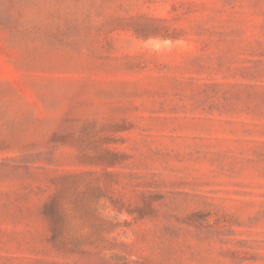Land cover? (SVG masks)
I'll return each instance as SVG.
<instances>
[{
    "label": "rangeland",
    "instance_id": "obj_1",
    "mask_svg": "<svg viewBox=\"0 0 264 264\" xmlns=\"http://www.w3.org/2000/svg\"><path fill=\"white\" fill-rule=\"evenodd\" d=\"M0 264H264V0H0Z\"/></svg>",
    "mask_w": 264,
    "mask_h": 264
}]
</instances>
